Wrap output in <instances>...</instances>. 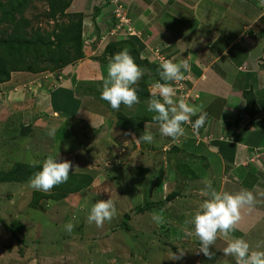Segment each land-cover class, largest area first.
Masks as SVG:
<instances>
[{"label": "rangeland", "instance_id": "374dc122", "mask_svg": "<svg viewBox=\"0 0 264 264\" xmlns=\"http://www.w3.org/2000/svg\"><path fill=\"white\" fill-rule=\"evenodd\" d=\"M172 1L167 0V3ZM183 1L178 2L184 6ZM232 1L233 10H236V0ZM190 2L194 6L198 4V0ZM203 5L211 9L206 3ZM148 6L150 4L145 0H73L67 14L84 13L85 56L62 71H13L10 80L0 82V175L1 170H8L16 161L31 163L36 160L42 164L49 154H53L72 162L70 180L77 175L88 184L80 192L64 194L59 199L41 198L35 205L32 203L35 190L29 181H0V217L9 223L15 220L27 228L21 242L0 223V264H74L76 257L75 260L71 257L76 255L79 256L78 264H125L124 261L137 264L138 256L146 252H153L154 264H169L168 252L172 251L173 245L179 248L186 243L182 237L183 226L191 219L188 214L202 203L190 194L193 191L188 187V181L204 185L212 182L213 185L209 169L200 165L188 167L193 153L189 146L186 147L184 136L174 140L160 134L159 122L153 119L156 114L147 110V101L153 98L152 95L145 101L138 95L139 104L132 108L122 104L119 110L101 99V77L107 75L110 58L106 52L109 42L124 39L126 47L138 48L140 57L152 63L174 62L176 57H182L180 52L178 54V40L174 36L180 28L174 23L175 32L158 39L161 32L157 24L163 18L155 6ZM49 8L48 0H33L24 16L31 20L32 27H40L45 33H51L56 22L71 19L67 15L57 19L44 16ZM241 8L251 13L249 6ZM222 14L229 19L228 12L213 10V15L219 18ZM235 16L241 17L237 13ZM251 24L255 28L264 23L259 20ZM235 27L238 29L237 24ZM157 42L164 46H158ZM143 70L142 79L134 87L145 84L151 94L156 83L147 80L146 75L153 71ZM65 71L71 72L70 80L63 77ZM184 76L180 84L171 82L176 89V99L182 96L188 104L195 105L199 99L193 100L199 95H194L191 90L200 84L190 70L184 72ZM118 112H123L127 119H136L132 131L120 127ZM191 119L193 122V117ZM93 123L97 127H93ZM146 125V130L155 137L154 142L137 143L135 139L143 134ZM182 126L185 130L195 131L191 123ZM53 127L57 132L50 136L48 133ZM193 133L189 135L194 137V142L201 140L200 132ZM191 171L199 177L195 179ZM173 190H182L190 199H175L182 207L170 201L162 209L135 213L127 221L130 228L123 225L126 213L149 201L163 199ZM111 197L116 201V217L106 221L102 228L89 224L87 216L94 203ZM183 201L198 204L190 206L188 213H180L184 209ZM173 207H181L176 217L170 212L175 209ZM154 214L162 216L163 221L165 217L171 219L166 232L161 228L164 222L153 224ZM69 222L74 225L71 233L65 230ZM149 239H156V242L146 245Z\"/></svg>", "mask_w": 264, "mask_h": 264}, {"label": "crops", "instance_id": "0c3cea01", "mask_svg": "<svg viewBox=\"0 0 264 264\" xmlns=\"http://www.w3.org/2000/svg\"><path fill=\"white\" fill-rule=\"evenodd\" d=\"M145 1L150 4L148 8L155 6L158 14L163 18L157 24L161 32L158 39L172 35L176 26L180 28L174 36L178 40L176 42L178 54L180 52L182 57L180 59L176 57L174 62L187 60L189 70L193 72L198 79L197 83L200 84L197 85L198 87L195 86L191 93L199 95V98H194L193 101L197 102L199 99L195 105L203 106L207 119L203 127L193 131L200 132L201 140L199 141L194 142V137L189 135L193 133L192 130L186 129L184 142L193 153L192 162L188 167L200 165L209 169V174L214 179V188L218 191L236 193L247 189L254 192L258 203L250 211L243 212L239 228L230 234V238L243 237L255 249L258 243L264 242V196L258 194L264 192V124L261 123L264 119V24L253 28L251 23L254 24L259 20L264 23V8L261 0H236L234 1L237 3L236 10H233L231 0H198L195 6L191 4V0L183 1L184 6L178 2L180 0H173L171 3H167V0ZM204 3L211 9L204 7ZM243 6H249L251 13L244 11L241 8ZM214 9L222 13L228 12L229 19H225L223 14L224 19L213 15ZM144 12L146 13V10ZM236 13L241 15L240 19L235 16ZM174 23L176 26L173 25ZM234 24L238 25V29L233 28ZM231 30L236 32L231 34L229 32ZM157 43L158 46L166 45L165 41L164 45ZM71 75V72L63 73L65 80H70ZM71 90L68 89V91ZM250 90L260 110L253 117L246 111L245 92ZM197 118L198 115L194 116L193 122ZM193 177H199V175L195 174ZM189 182L188 187L193 191L190 194H194L193 196H197V199L203 202L207 197L201 196L200 190L205 185L202 182ZM178 191L180 195L175 199L179 197H181L179 200L190 199V196L182 190ZM175 199L171 201L177 202ZM169 202H166L162 208ZM196 204L198 203L195 202L192 205L195 207ZM192 205L190 202L183 201L184 209L180 213H188V208ZM181 207H173L175 209L170 212H173L176 217L177 210ZM162 208H152L148 211L153 212ZM197 209L194 208L193 212L190 211L191 215H188L191 217ZM158 212L162 213L160 210ZM152 222L156 224L153 219ZM163 222L161 228L166 232L171 219L165 217ZM174 222L177 224V221ZM184 226L182 237L186 243L181 244L179 248L173 245L172 251L169 250L168 253L170 257L174 253L178 254L180 249H184L185 256L180 260L170 259L169 264L173 262H175L173 264H235L233 257L224 256L222 252V249L227 246L226 239L220 237L215 246L210 247V251L214 252L215 256L209 259L197 251L200 247L198 238L194 234L186 235ZM188 229L193 231L194 226L189 225ZM154 242L156 239L155 241L149 239L145 244ZM152 254L153 252L143 253L142 256H138L136 263L154 264L155 259L151 257ZM78 257V255L71 257L75 260L74 264H78ZM124 263L126 264L127 261Z\"/></svg>", "mask_w": 264, "mask_h": 264}, {"label": "clouds", "instance_id": "9594fccd", "mask_svg": "<svg viewBox=\"0 0 264 264\" xmlns=\"http://www.w3.org/2000/svg\"><path fill=\"white\" fill-rule=\"evenodd\" d=\"M261 4L264 5V0H261ZM159 67L162 69L160 76L165 83L155 84L151 90L153 98L147 101V110L156 114L153 119L159 122V132L162 136L178 140L186 133L182 125L191 123L193 129L198 130L205 125L207 113L203 111L202 105H190L182 96L176 99V89L169 83L180 82L185 78L184 72L190 69L187 60L178 63L164 60ZM143 75L144 70L136 63L127 48L115 53L109 58L107 75L101 77V99L107 101L116 110H119L122 104L132 108L140 103L138 87L134 86H138ZM197 115L198 118L193 123L191 118ZM93 127L97 126L93 123ZM146 129L147 125L138 139L134 137L137 143L154 142V135ZM56 132L57 129L53 127L48 134L55 136ZM38 163L40 162L33 160L31 166L35 167ZM72 168L73 164L70 160H62L59 155L49 154L42 162V169L30 179L29 185L34 190L48 193L54 187L69 180L70 173L73 172ZM258 194L264 196V192ZM200 195L207 198L199 205L191 219L185 221L184 227L186 235L194 234L198 238L200 247L197 251L212 259L215 253L210 251V247L215 246L217 239L223 237L228 242L222 252L224 256L233 257L235 264H264V249H262L264 242L258 243L253 249L243 237L230 238V234L239 228L243 212L250 211L258 203L254 192L247 189L236 193L218 191L211 183H206L200 190ZM116 215V201L111 197L94 203L87 216V222L102 228L106 221H112ZM152 219L157 224L163 223V217L160 215L154 214ZM189 225L194 226L193 231H189ZM73 228L74 225L70 222L65 225V230L69 233ZM184 256L185 250L180 249L178 254L174 253L169 259L180 260Z\"/></svg>", "mask_w": 264, "mask_h": 264}, {"label": "trees", "instance_id": "16d2710c", "mask_svg": "<svg viewBox=\"0 0 264 264\" xmlns=\"http://www.w3.org/2000/svg\"><path fill=\"white\" fill-rule=\"evenodd\" d=\"M33 0H0V82L11 79L13 71H28L33 73H51L62 71L69 64L76 63L85 56V35H84V13L74 12L67 14V9L73 0H48L49 10L44 12V16L50 19H57L58 16H70L68 22H56L55 29L51 33L41 31L40 27H32L31 20L24 16V11L30 6ZM100 10V9H99ZM124 39H115L106 46V52L112 57L115 53L127 48L134 57L136 63L142 68L153 71L146 79L152 82L165 83L160 76L162 69L160 63L150 62L148 59L140 57L138 48L126 47ZM44 63V64H43ZM171 83V82H169ZM138 95L142 101L151 97L145 84L138 88ZM247 114L253 117L260 110L257 106L253 92H245ZM254 106L255 108H251ZM123 112H118L119 125L123 130L132 131L136 125V119H127ZM264 124V119L261 122ZM42 169V164L35 167L31 163L22 160L8 170H1V182L25 183L30 181L34 174ZM77 176V175H76ZM74 176V179L60 184L53 188V192L34 191L32 203L38 205L41 198L59 199L64 194L80 192L88 184L83 183L81 178ZM64 192V193H61ZM180 195V191L173 190L165 198L158 201H149L144 205H139L125 214L123 225L127 229L128 219L135 213L162 207L168 201ZM127 219V220H126ZM0 223L11 232L13 236L23 242L22 234L27 231L24 224L12 220L11 223L0 217Z\"/></svg>", "mask_w": 264, "mask_h": 264}, {"label": "built area", "instance_id": "2783aa9c", "mask_svg": "<svg viewBox=\"0 0 264 264\" xmlns=\"http://www.w3.org/2000/svg\"><path fill=\"white\" fill-rule=\"evenodd\" d=\"M178 84H180L181 82H177Z\"/></svg>", "mask_w": 264, "mask_h": 264}]
</instances>
